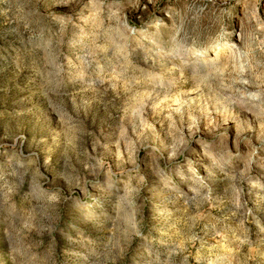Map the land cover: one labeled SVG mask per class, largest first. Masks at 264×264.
Instances as JSON below:
<instances>
[{"label": "rangeland", "instance_id": "obj_1", "mask_svg": "<svg viewBox=\"0 0 264 264\" xmlns=\"http://www.w3.org/2000/svg\"><path fill=\"white\" fill-rule=\"evenodd\" d=\"M0 264H264V0H0Z\"/></svg>", "mask_w": 264, "mask_h": 264}]
</instances>
